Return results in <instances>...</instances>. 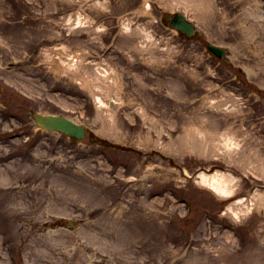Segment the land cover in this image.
Returning <instances> with one entry per match:
<instances>
[{"label": "rangeland", "instance_id": "374dc122", "mask_svg": "<svg viewBox=\"0 0 264 264\" xmlns=\"http://www.w3.org/2000/svg\"><path fill=\"white\" fill-rule=\"evenodd\" d=\"M0 264H264L261 0H0Z\"/></svg>", "mask_w": 264, "mask_h": 264}, {"label": "water", "instance_id": "95a60500", "mask_svg": "<svg viewBox=\"0 0 264 264\" xmlns=\"http://www.w3.org/2000/svg\"><path fill=\"white\" fill-rule=\"evenodd\" d=\"M169 19L172 20V26L174 28L185 32L188 36H192L195 33L194 24L187 21L182 13H177L174 18L170 17ZM208 48L221 57L225 54L224 49L216 47L212 44H209ZM33 117L36 123L44 129L49 131L57 130L64 132L70 135L74 141H79L80 138L85 136L86 126L84 124H78L64 115L34 112Z\"/></svg>", "mask_w": 264, "mask_h": 264}, {"label": "bare ground", "instance_id": "6f19581e", "mask_svg": "<svg viewBox=\"0 0 264 264\" xmlns=\"http://www.w3.org/2000/svg\"><path fill=\"white\" fill-rule=\"evenodd\" d=\"M124 29H125V31L130 32V33L132 31L130 25H126ZM141 31L143 33V37L146 40L152 41L151 35L146 33L144 31L143 27L141 28ZM107 74H108L107 71H105L104 73L101 72V76H98V78L99 79H101V78H103V79L109 78V76H107ZM110 74H111V71H110ZM112 79L113 78H111L109 80H112ZM113 80L110 81V82H113ZM84 82H85V85H86L89 81H84ZM106 96L96 95L95 98H96V101H97L99 107H101V106L108 107L109 101L106 98ZM233 146H237V145H234V143L232 141H229L228 143L225 142L224 144H221V148L222 149L225 148L226 150H231V148H233ZM195 182L197 184H199V185H202V186H208V188L212 189L215 193H217L221 197H229L231 195L230 188L226 186V183L224 182V178H223L222 174H219V173H217V174H209V173H207L205 171H201L195 176ZM239 200H237L236 202H234L232 204L237 203ZM225 213L231 214L232 218L235 221L241 220L242 213L240 211H237L235 209L234 205H229L228 208L225 210Z\"/></svg>", "mask_w": 264, "mask_h": 264}]
</instances>
